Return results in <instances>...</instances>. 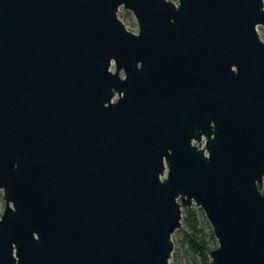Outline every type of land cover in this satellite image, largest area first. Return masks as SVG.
<instances>
[{"label": "water", "instance_id": "95a60500", "mask_svg": "<svg viewBox=\"0 0 264 264\" xmlns=\"http://www.w3.org/2000/svg\"><path fill=\"white\" fill-rule=\"evenodd\" d=\"M263 184L264 0H0V264H264Z\"/></svg>", "mask_w": 264, "mask_h": 264}, {"label": "trees", "instance_id": "16d2710c", "mask_svg": "<svg viewBox=\"0 0 264 264\" xmlns=\"http://www.w3.org/2000/svg\"><path fill=\"white\" fill-rule=\"evenodd\" d=\"M262 190L264 192V184ZM200 214L203 215L201 208L183 209V223L189 231L184 235L185 245L195 257L194 264H210L209 253L217 247V240L207 221L208 231L202 228V223L198 218Z\"/></svg>", "mask_w": 264, "mask_h": 264}, {"label": "rangeland", "instance_id": "374dc122", "mask_svg": "<svg viewBox=\"0 0 264 264\" xmlns=\"http://www.w3.org/2000/svg\"><path fill=\"white\" fill-rule=\"evenodd\" d=\"M174 1L178 2V0H174ZM119 14L129 26H131L135 30L138 29L137 21L131 11L121 7ZM4 206H5L4 193L3 190H0V209H3ZM193 208L197 209L199 207L193 206ZM198 218L202 223V228L208 231V226L206 224V221L208 222V220L204 212L203 215L200 214ZM209 226L211 227L210 224ZM187 232H189L188 228L184 225L182 220V227L173 234V237L175 239H174V251L171 257L172 264H194L193 260H195V257L193 256L192 253L188 251L187 246L185 245L184 235Z\"/></svg>", "mask_w": 264, "mask_h": 264}]
</instances>
